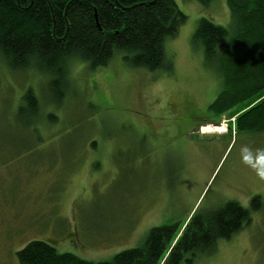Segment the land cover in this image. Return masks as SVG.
<instances>
[{
  "label": "rangeland",
  "instance_id": "374dc122",
  "mask_svg": "<svg viewBox=\"0 0 264 264\" xmlns=\"http://www.w3.org/2000/svg\"><path fill=\"white\" fill-rule=\"evenodd\" d=\"M176 3L187 21L166 42L170 71L132 68L121 54L95 70L73 61L60 107L50 77L12 70L0 56V264H21L16 253L31 240L110 260L153 228L176 225L181 236L194 217L264 197V131L237 129L254 104L210 111L223 82L193 42L201 18L231 28L227 0ZM28 90L40 108L25 122L18 107ZM251 216L193 264H264V207Z\"/></svg>",
  "mask_w": 264,
  "mask_h": 264
},
{
  "label": "trees",
  "instance_id": "16d2710c",
  "mask_svg": "<svg viewBox=\"0 0 264 264\" xmlns=\"http://www.w3.org/2000/svg\"><path fill=\"white\" fill-rule=\"evenodd\" d=\"M197 1L207 7L214 0ZM227 5L232 14L230 29L201 18L193 36V42L203 48L206 63L218 69L223 82L210 111L221 117L254 104L238 117L237 129L263 132L264 0H227ZM186 21L176 0H0V56L12 70L35 69L50 77L51 102L60 107L70 91L73 61L95 70L121 54L132 68L170 71L165 45ZM39 108L37 97L28 90L18 116L28 122ZM263 207V196H255L250 209L230 201L189 220L181 236L176 225L156 227L142 246L106 261L58 253L44 240H31L16 254L21 264H159L170 251L164 264H193L216 253L220 242L249 225L251 213Z\"/></svg>",
  "mask_w": 264,
  "mask_h": 264
},
{
  "label": "bare ground",
  "instance_id": "6f19581e",
  "mask_svg": "<svg viewBox=\"0 0 264 264\" xmlns=\"http://www.w3.org/2000/svg\"><path fill=\"white\" fill-rule=\"evenodd\" d=\"M222 131H224L223 127H219V128L206 127V128H203V132H207V133H216V132H222Z\"/></svg>",
  "mask_w": 264,
  "mask_h": 264
},
{
  "label": "flooded vegetation",
  "instance_id": "af4514ba",
  "mask_svg": "<svg viewBox=\"0 0 264 264\" xmlns=\"http://www.w3.org/2000/svg\"><path fill=\"white\" fill-rule=\"evenodd\" d=\"M132 249H135V248H132ZM170 250H171V249H170ZM169 253H170V251L168 252L166 258L168 257ZM166 258H165V260H166ZM111 259H112V257H111ZM111 259H110V260H111Z\"/></svg>",
  "mask_w": 264,
  "mask_h": 264
}]
</instances>
